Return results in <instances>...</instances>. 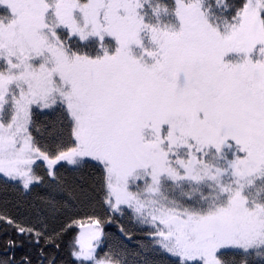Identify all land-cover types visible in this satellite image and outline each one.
Masks as SVG:
<instances>
[{"label":"snow or ice","instance_id":"1","mask_svg":"<svg viewBox=\"0 0 264 264\" xmlns=\"http://www.w3.org/2000/svg\"><path fill=\"white\" fill-rule=\"evenodd\" d=\"M0 236V264H264V0H0Z\"/></svg>","mask_w":264,"mask_h":264},{"label":"trees","instance_id":"2","mask_svg":"<svg viewBox=\"0 0 264 264\" xmlns=\"http://www.w3.org/2000/svg\"><path fill=\"white\" fill-rule=\"evenodd\" d=\"M91 218H103V209L99 208V206H97V210L95 212H87L85 214H82L81 216L77 217V220L79 222H88L91 221ZM114 228L108 227L107 225H105V231L106 232H111L114 231ZM79 232V227L78 224L73 225L72 230L70 231V233L68 234L67 238H66V245H71L72 243H74V241L77 238ZM2 241H3V237L0 236V245H2ZM68 248L67 246L65 247V252H64V258L68 261V264H71L70 259L68 258Z\"/></svg>","mask_w":264,"mask_h":264},{"label":"rangeland","instance_id":"3","mask_svg":"<svg viewBox=\"0 0 264 264\" xmlns=\"http://www.w3.org/2000/svg\"><path fill=\"white\" fill-rule=\"evenodd\" d=\"M78 227H79V232H78L77 238H79V235H80V233L82 231L85 233V235H87L88 231L92 227H94V225L91 223V221H88V222H80V223H78Z\"/></svg>","mask_w":264,"mask_h":264}]
</instances>
